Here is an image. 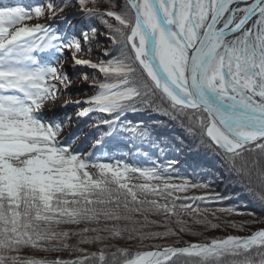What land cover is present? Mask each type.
Returning a JSON list of instances; mask_svg holds the SVG:
<instances>
[{
    "label": "snow or ice",
    "instance_id": "obj_1",
    "mask_svg": "<svg viewBox=\"0 0 264 264\" xmlns=\"http://www.w3.org/2000/svg\"><path fill=\"white\" fill-rule=\"evenodd\" d=\"M94 47L96 60L78 58ZM65 52L92 70L78 117L102 115L62 139L69 118L46 108L73 82ZM141 109L167 117L182 130L177 149L211 157L256 207L210 212L195 202L231 197L189 196L211 185L83 152L121 131L150 140L122 123ZM0 264H264V0L0 4Z\"/></svg>",
    "mask_w": 264,
    "mask_h": 264
},
{
    "label": "trees",
    "instance_id": "obj_2",
    "mask_svg": "<svg viewBox=\"0 0 264 264\" xmlns=\"http://www.w3.org/2000/svg\"><path fill=\"white\" fill-rule=\"evenodd\" d=\"M36 0H27V3H35ZM76 9V8H72ZM71 9H68V11ZM99 23V21H97ZM93 51L95 53H100L97 48H93ZM92 52L91 54H85L84 58L85 59H92L96 60L98 57ZM84 54V53H83ZM77 73L78 75H82V73L87 72L91 73L90 71L85 70L86 68H77ZM67 70V69H66ZM92 82L91 80H89ZM87 90V89H86ZM85 89H79L76 88L72 91H68V95H75V97L82 95L84 97L90 96L89 91L87 90L86 92ZM71 97V96H68ZM81 97V96H80ZM82 105H85L84 108H88V104H79V105H73L70 108H67L65 110H61L58 112L60 115L67 116L69 119L67 121L66 127L70 128L69 133H72L75 129H77L78 126H83L85 131H91L87 126L93 124L95 121H97L102 114H98L96 112H90L87 116L84 117H78L76 115L75 117L72 116V113H76L80 111ZM79 113V112H78ZM97 115L96 117H93V115ZM153 113L148 111V113L141 114L139 116H133L135 119L129 118V117H122V123L128 124L131 126H143L147 127L150 132H151V139L150 140H139L135 139L131 136L129 133H125L121 131V134L116 136L114 139H109L105 138V143L103 144L102 147H98L94 149L93 147L91 148V151H87L85 154H91V158L94 160H98L99 162H114L115 160H122L123 162L129 164L130 166H137V167H142V165L145 163L146 160H150L153 162L148 165L149 166H156L157 162L160 163V159H163L167 163H171V167L167 169L165 166H160V170L168 175H171L173 177V180L171 181L172 183L175 184H180L182 183V178L188 179L189 182H203V183H208L211 185V188L208 190L205 189H190L189 192L187 193L189 196H203L205 194V191H216L219 188H229L228 191L230 194L228 197H233V192L232 187L227 186L226 184H223L222 181L218 179V173L216 172L215 175H212V177L204 176L198 171H193L192 169H183L181 165H179L178 161L179 158L183 156L185 153H193L196 151L195 147H192L191 150H189L188 147H184L183 149H177L176 145L179 143V141L182 138V130L179 129L178 127L174 126L167 117L163 116L162 114L155 116L153 115L151 118H149ZM126 115V114H125ZM74 117V118H73ZM161 117V120L160 118ZM74 119V121H73ZM158 122V124L153 125V122ZM87 122V123H85ZM161 125V126H160ZM105 128H103V127ZM161 131H160V130ZM101 130L102 131H107V126L101 125ZM68 134L64 137L67 138ZM173 137V138H172ZM169 138V140H167ZM172 138V139H171ZM84 138H80V140H76L75 144L73 145L74 147H77L80 145V142L84 140ZM171 142V143H170ZM187 143V142H186ZM175 149L177 152H175ZM172 154L179 156L178 159L172 158ZM198 156V162L201 161V163H205L207 166L210 164V157H205L202 153L197 155ZM205 160V161H204ZM209 161V163H208ZM200 168L202 167L200 164L198 165ZM157 167V166H156ZM199 179V181H193V179ZM136 182V181H133ZM223 184V186L220 187V184ZM219 187V188H218ZM224 193V192H223ZM235 193V192H234ZM236 194V193H235ZM242 196L244 198H248L246 194L241 192ZM176 195H181L183 196L184 193H177ZM241 196V195H240ZM184 202H190V201H184ZM196 204H199L200 207L203 208H208L211 211H216L217 209L221 207H229V206H234L238 208L240 211H250L253 210L256 206L253 205L250 202V199H247V204L245 207H242L243 205L242 202H238V200L232 199H225L223 201H200L197 200L195 202ZM258 210V209H257ZM218 216H221L222 219H235L239 221L240 219H247V217H239V216H234V217H229L226 215H223L219 212H217ZM153 219H157V217H151ZM211 219V216H209ZM225 231L232 233V234H237L235 230L233 229H226V230H211L209 232H206V236H221L225 234ZM185 239H189V237H185ZM195 239V238H192ZM83 247H89L87 245H83ZM90 250H95L94 247H91ZM71 259H74L71 258Z\"/></svg>",
    "mask_w": 264,
    "mask_h": 264
},
{
    "label": "rangeland",
    "instance_id": "obj_3",
    "mask_svg": "<svg viewBox=\"0 0 264 264\" xmlns=\"http://www.w3.org/2000/svg\"><path fill=\"white\" fill-rule=\"evenodd\" d=\"M2 1H6V0H2ZM10 1H16V0H10ZM75 21H77V20H70V22L72 23V24H75L76 22ZM97 50H99V52L101 53L102 51H103V49L102 48H100V49H97ZM94 52V51H93ZM100 53H95L94 52V54L96 55V57H99V54ZM84 55L85 54H83V53H81L80 55H79V57L78 58H81V59H85L84 58ZM65 56L67 57V60H66V62H65V68L67 69V71H68V73H69V76H70V78L72 79V84L67 88V89H61V94H59L58 95V98L54 101V102H51V103H49L48 105H47V108H46V110H51V111H54V110H59V109H61L62 107H66V106H69V105H75V104H78V103H76L77 101H84V100H86L88 97H84V96H82V95H86V94H82V95H79V96H77V97H75V95H68L69 93H68V91H72V90H74V89H76V88H79V89H87L88 91H89V94L90 95H92L93 94V91H94V89L93 88H90L89 87V85L92 83V82H90L89 80H91V79H89L88 81H84V79H83V76L82 75H78V73H77V70L78 69H73L72 67H70L69 65L71 64V53L70 52H65ZM81 69H83V68H81ZM85 70H87V71H90V72H92V70L91 69H89V68H86ZM89 74H91V73H89ZM87 90H86V92H87ZM68 96H71V97H68ZM81 96V97H80ZM79 104H83V103H79ZM78 104V105H79ZM71 107V106H70ZM69 107V108H70ZM82 107L83 108H81L80 109V111H82V110H84V109H86V108H84L85 107V105H82ZM80 111H78V112H80ZM78 112H74V113H72V116H76L77 114H78ZM148 113V111H145V110H143V109H141V111H139V112H131V111H129V112H127L126 113V117H129V118H132V119H135L133 116H139V115H141V114H144V113ZM153 114L149 117V118H151L153 115H155V116H158V115H160V114H158V113H156V112H152ZM99 115H100V113H98ZM97 115H93V117H96ZM60 117H63L62 115H60ZM73 117V118H74ZM160 118V120H161V117H159ZM73 121H74V119H73ZM156 124H158V122H153V125H156ZM104 126H106V125H104ZM161 126V125H160ZM101 127V126H100ZM103 127V126H102ZM103 128H105V127H103ZM160 130V129H159ZM69 131H70V128L69 127H65V129H64V136L62 137V139H64V137L67 135V134H69ZM161 131V130H160ZM81 138V137H80ZM82 138H84V136H82ZM173 138V137H172ZM171 138V139H172ZM182 138H183V136H182ZM167 140H169V138L167 139ZM187 141H185V143H186ZM92 143H93V141L91 140V139H89L88 141H87V143L84 145V147H83V152L84 153H86L87 151L89 152V151H91V148H92ZM171 143V142H170ZM210 162H211V157H210V160H209ZM209 161H208V163H209ZM150 163H152L153 164V162L152 161H150V160H146L145 161V163L142 165V167H148V165L150 164ZM157 164H158V162H157ZM157 166V165H156ZM218 179L220 180V181H222V183L223 184H226V181H224L223 179H221V178H219L218 177ZM220 184V187L221 186H223V184ZM229 187V186H228ZM230 187H232L231 185H230ZM219 188V187H218ZM231 191H233V188H232V190ZM215 192H219V193H221L222 195H225V196H227L228 197V195L230 194V192L227 190V191H225L224 192V187L223 188H219L218 190H216ZM224 192V193H223ZM235 192V191H234ZM233 192V197H232V199H235V200H238V202H242L243 203V205H241L242 207H245L247 204H245V202H247V199L246 198H244L243 196H242V194H241V192H235L234 193ZM241 195V196H240ZM232 199L230 198L229 200H231L232 201ZM59 255H61L62 256V258H64V259H71V258H73V257H70L67 253H63V254H59ZM49 258H54V256H51V257H49Z\"/></svg>",
    "mask_w": 264,
    "mask_h": 264
},
{
    "label": "bare ground",
    "instance_id": "obj_4",
    "mask_svg": "<svg viewBox=\"0 0 264 264\" xmlns=\"http://www.w3.org/2000/svg\"><path fill=\"white\" fill-rule=\"evenodd\" d=\"M77 11V9H71L68 12H75ZM82 17L77 15L74 17H70V20H80ZM76 22V21H75ZM175 152L176 149H175ZM197 150L193 153H185L183 154L182 157L179 158V165H181V167L183 169H192L193 171H198L199 173H201L204 176H208V177H212V175L216 174V169L213 167L212 163L210 162L209 166H207L205 163H201L202 160H200V162H198V156H197ZM179 156L172 154V158L174 159H178ZM160 163L157 164V168L160 169V166H165L167 169H169L171 167V163H167L166 161H164L163 159H160ZM205 161V160H204ZM201 165L202 167L200 168L198 165ZM193 181H199V179L194 178ZM229 188L224 189V192L227 191Z\"/></svg>",
    "mask_w": 264,
    "mask_h": 264
}]
</instances>
